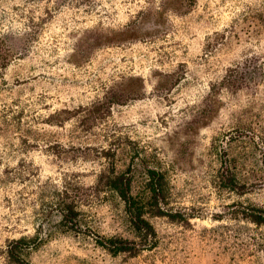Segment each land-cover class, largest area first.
<instances>
[{
    "label": "rangeland",
    "instance_id": "374dc122",
    "mask_svg": "<svg viewBox=\"0 0 264 264\" xmlns=\"http://www.w3.org/2000/svg\"><path fill=\"white\" fill-rule=\"evenodd\" d=\"M169 181L134 239L105 183ZM78 204L66 231L59 201ZM167 210L179 212L176 218ZM264 0H0V264H264Z\"/></svg>",
    "mask_w": 264,
    "mask_h": 264
},
{
    "label": "trees",
    "instance_id": "16d2710c",
    "mask_svg": "<svg viewBox=\"0 0 264 264\" xmlns=\"http://www.w3.org/2000/svg\"><path fill=\"white\" fill-rule=\"evenodd\" d=\"M131 168L128 170L130 171ZM129 171H118L114 175L108 177L105 186L110 193H115L123 202L124 210L129 216V222L136 237L134 239L124 238L120 235L101 236L96 239V243L110 250L112 254L130 253L135 254L138 251V246L143 248L147 246L152 238L156 237V230L150 222L148 216L165 215L166 212L160 206L161 199H165L169 191V181L166 180V175L158 167H148L147 182L145 191L147 196L141 198L140 194H132V177L126 175ZM58 210L62 216V224L66 231H78V225L81 224L79 218L80 210L75 200L59 201ZM167 215L171 218H176L179 212L167 210ZM253 220L257 223L264 221L263 214H253ZM31 239L21 237L13 240L9 244V255L12 260L18 264H29L23 257L25 248L30 245Z\"/></svg>",
    "mask_w": 264,
    "mask_h": 264
}]
</instances>
